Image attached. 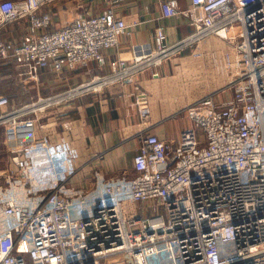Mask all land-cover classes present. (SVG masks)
Instances as JSON below:
<instances>
[{"label":"built area","instance_id":"2783aa9c","mask_svg":"<svg viewBox=\"0 0 264 264\" xmlns=\"http://www.w3.org/2000/svg\"><path fill=\"white\" fill-rule=\"evenodd\" d=\"M47 1L0 0V30L23 23L20 39L0 36V61L12 59L34 85L42 68L57 75L90 61L102 64L103 51L115 47L127 27L114 13L115 0L48 31L51 16L40 11ZM189 1L182 10L177 0L160 2L163 16L184 15L192 31L167 44L158 27L159 44L144 58L112 62L108 74L55 95L37 94L20 106L8 108V96L0 95V125L26 126L24 141L11 143V160L0 170V264H100L119 253L125 264H264V0ZM210 35L229 43L212 62L231 98L188 104L184 111L193 126L177 141L143 135L132 172L107 177L97 169L91 187L74 186L76 149L64 136L51 142L28 133L49 106L158 66ZM143 96L140 90L136 104L147 115ZM127 203L147 214L129 216ZM60 224L76 236L68 245ZM167 244L175 248V263L152 255Z\"/></svg>","mask_w":264,"mask_h":264},{"label":"crops","instance_id":"0c3cea01","mask_svg":"<svg viewBox=\"0 0 264 264\" xmlns=\"http://www.w3.org/2000/svg\"><path fill=\"white\" fill-rule=\"evenodd\" d=\"M114 1L48 0L40 11L50 14L51 24L47 28L50 31L63 27L72 14L95 15ZM161 1L165 0H120L113 5L115 15L122 18L127 27L119 36L118 44L103 51L104 62L90 61L64 68L57 75L48 67L42 68L39 70V85L30 84L34 89L33 97L37 94L55 95L93 76L108 74L112 62L124 60L131 64L148 56L159 44L155 37L158 27L163 28L167 44L189 35L192 30L186 17L182 14L163 16ZM177 6L181 10L188 8L190 1L177 0ZM16 23L5 25L0 36L20 39L23 28L17 30ZM234 28L239 34L237 24ZM228 47V42L214 35L184 46L158 66L145 67L101 90H86L49 106L40 112L28 133L35 138L47 137L51 142L64 136L76 149L75 172L70 177L74 186L91 187L92 173L97 169L107 177L125 170L132 172L133 155L143 135L150 133L167 141H177L181 131L193 126L184 111L188 104L209 97L222 104L231 98V91L225 88V80L217 74L212 62L213 56H220ZM17 77L18 67L12 59L0 61V95L9 98L12 94L8 108L15 106L13 98L19 91ZM140 90L145 92L143 103L147 115H142L136 104ZM65 123L69 128H65ZM40 124L46 127L41 128ZM3 134L0 129V139ZM8 158L10 161V155ZM136 207L134 204L128 208L127 214L138 217L147 214L137 211Z\"/></svg>","mask_w":264,"mask_h":264},{"label":"rangeland","instance_id":"374dc122","mask_svg":"<svg viewBox=\"0 0 264 264\" xmlns=\"http://www.w3.org/2000/svg\"><path fill=\"white\" fill-rule=\"evenodd\" d=\"M20 24V25H19ZM16 23V27L17 30H21V25L23 26V23ZM16 31V28H14L13 32ZM13 35V34H12ZM16 35V34H14ZM4 39H12L11 37L7 38V37H3ZM23 76H20L18 74V79H19V91H16V95L13 98V103L15 104V106H20L21 104L31 100V98L33 97V93H34V89L31 88L30 84H33V80H31V76L29 74H21ZM15 84V82H14ZM20 85L21 86H26L27 90L24 91H20ZM12 103V102H11ZM25 127L22 126H3L0 125V129L4 131V136L0 139L2 140V142H0V170L5 169L8 164H9V158L8 156L10 155V153L8 152L9 147L11 146L12 142L15 143H22L24 141V133H25ZM8 134H12L13 135V141L8 139ZM125 209L128 210V208L133 207L132 204H125ZM69 226L68 224H60L61 230L65 235V243L66 245L69 244L70 240L72 239H76L75 234L72 233L71 235H68L67 232L69 231ZM159 246H154V249H158ZM152 255H163L166 257V259L170 262V263H175V248L171 245H163L161 246L158 250H155L152 252ZM100 264H125V260H124V256L122 253L119 254H115V255H110L107 257H104L100 260Z\"/></svg>","mask_w":264,"mask_h":264},{"label":"trees","instance_id":"16d2710c","mask_svg":"<svg viewBox=\"0 0 264 264\" xmlns=\"http://www.w3.org/2000/svg\"><path fill=\"white\" fill-rule=\"evenodd\" d=\"M11 95H12V94H9V98L12 97Z\"/></svg>","mask_w":264,"mask_h":264}]
</instances>
